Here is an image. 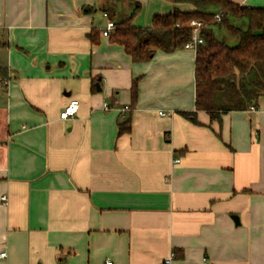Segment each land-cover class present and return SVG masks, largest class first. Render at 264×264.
<instances>
[{
  "label": "crops",
  "instance_id": "crops-1",
  "mask_svg": "<svg viewBox=\"0 0 264 264\" xmlns=\"http://www.w3.org/2000/svg\"><path fill=\"white\" fill-rule=\"evenodd\" d=\"M135 4L140 29L193 10L0 0V264H264V97L221 122L196 112L195 50L140 64L102 35Z\"/></svg>",
  "mask_w": 264,
  "mask_h": 264
},
{
  "label": "trees",
  "instance_id": "trees-1",
  "mask_svg": "<svg viewBox=\"0 0 264 264\" xmlns=\"http://www.w3.org/2000/svg\"><path fill=\"white\" fill-rule=\"evenodd\" d=\"M175 4L193 7L191 11L175 10L168 15H156L150 28L132 26V20L140 10L135 4L130 16L116 23L110 36L113 43L124 47L135 63H146L158 51L173 53L185 49L193 40L190 22L203 23L201 38L195 58V108L204 111L214 121L234 111H246L264 97V8H250L229 0H169ZM111 18L113 11L109 12ZM219 16V19L217 18ZM226 30L238 40L231 46L216 36V29ZM89 37L97 44L98 32ZM8 77L0 68V80ZM138 95L137 82L133 84L132 97ZM195 113L183 115L197 122ZM130 131L129 123L122 124L120 133Z\"/></svg>",
  "mask_w": 264,
  "mask_h": 264
},
{
  "label": "built area",
  "instance_id": "built-area-1",
  "mask_svg": "<svg viewBox=\"0 0 264 264\" xmlns=\"http://www.w3.org/2000/svg\"><path fill=\"white\" fill-rule=\"evenodd\" d=\"M217 18L219 19V16H217ZM189 26L193 30V40L189 42L188 44H186L185 49H192L196 51L198 45L204 44V40L201 38V30L204 25L200 21L193 20L190 22ZM115 30H116V24L112 20L109 19L105 29L102 32V35L104 37H110ZM79 109H80L79 101L77 100L71 101L60 113V116H59L60 120L67 121V120L73 119L78 114ZM109 109H110V106L108 104H105L104 110L108 111ZM250 109L253 111L256 110L255 107H251ZM127 110H129V108L124 109L123 112ZM161 116H166V114L161 113ZM2 200L3 202H7L8 199L7 197H3ZM1 256L5 257L6 254H2ZM173 258H174V255L165 259L163 264H171ZM107 264H113V263L108 262ZM204 264H209V262L205 261Z\"/></svg>",
  "mask_w": 264,
  "mask_h": 264
},
{
  "label": "rangeland",
  "instance_id": "rangeland-1",
  "mask_svg": "<svg viewBox=\"0 0 264 264\" xmlns=\"http://www.w3.org/2000/svg\"><path fill=\"white\" fill-rule=\"evenodd\" d=\"M97 18H98V20H101V16H102V11L100 10H98L97 11ZM121 19V16L120 15H118V20H120ZM215 32H216V36L219 38V39H221V40H226L227 41V43L229 44V45H231V46H234V45H236L237 44V42H238V40L236 39V38H233V37H231L230 36V34L226 31V30H221V29H216L215 30Z\"/></svg>",
  "mask_w": 264,
  "mask_h": 264
},
{
  "label": "water",
  "instance_id": "water-1",
  "mask_svg": "<svg viewBox=\"0 0 264 264\" xmlns=\"http://www.w3.org/2000/svg\"><path fill=\"white\" fill-rule=\"evenodd\" d=\"M97 91H98V92H101V91H102V89H101V87H100V85H99V84H97ZM235 220L237 221V220H238V218L236 217V218H235Z\"/></svg>",
  "mask_w": 264,
  "mask_h": 264
}]
</instances>
